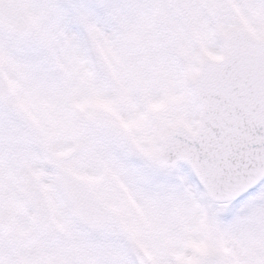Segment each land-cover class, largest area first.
I'll return each instance as SVG.
<instances>
[{
  "label": "snow or ice",
  "instance_id": "1",
  "mask_svg": "<svg viewBox=\"0 0 264 264\" xmlns=\"http://www.w3.org/2000/svg\"><path fill=\"white\" fill-rule=\"evenodd\" d=\"M0 264H264V0H0Z\"/></svg>",
  "mask_w": 264,
  "mask_h": 264
}]
</instances>
